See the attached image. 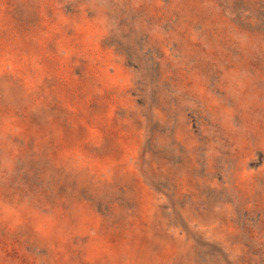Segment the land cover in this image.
<instances>
[{
    "label": "rangeland",
    "instance_id": "374dc122",
    "mask_svg": "<svg viewBox=\"0 0 264 264\" xmlns=\"http://www.w3.org/2000/svg\"><path fill=\"white\" fill-rule=\"evenodd\" d=\"M0 264H264V0H0Z\"/></svg>",
    "mask_w": 264,
    "mask_h": 264
}]
</instances>
